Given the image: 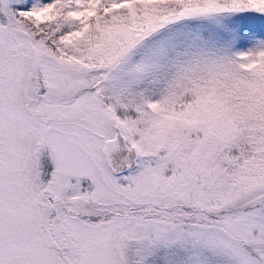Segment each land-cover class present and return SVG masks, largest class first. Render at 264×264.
<instances>
[{
    "label": "snow or ice",
    "instance_id": "1",
    "mask_svg": "<svg viewBox=\"0 0 264 264\" xmlns=\"http://www.w3.org/2000/svg\"><path fill=\"white\" fill-rule=\"evenodd\" d=\"M0 264H264V0H0Z\"/></svg>",
    "mask_w": 264,
    "mask_h": 264
}]
</instances>
